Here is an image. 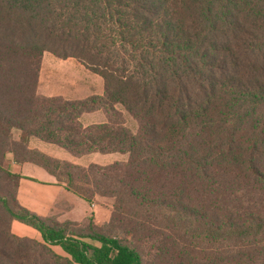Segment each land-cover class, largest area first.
I'll return each instance as SVG.
<instances>
[{
    "label": "trees",
    "instance_id": "obj_1",
    "mask_svg": "<svg viewBox=\"0 0 264 264\" xmlns=\"http://www.w3.org/2000/svg\"><path fill=\"white\" fill-rule=\"evenodd\" d=\"M46 51L103 94H41ZM32 137L129 156L82 166ZM9 154L89 203L113 198L125 235L23 206ZM0 264H264V0H0Z\"/></svg>",
    "mask_w": 264,
    "mask_h": 264
},
{
    "label": "rangeland",
    "instance_id": "obj_2",
    "mask_svg": "<svg viewBox=\"0 0 264 264\" xmlns=\"http://www.w3.org/2000/svg\"><path fill=\"white\" fill-rule=\"evenodd\" d=\"M46 57H54L55 59H59L62 64L55 66L54 64H47L45 62V66L41 68L40 79H39V92L46 96H62L64 98L76 99L83 98L88 96V94L98 93L104 90L103 78L87 69L83 64H81L77 59L73 57H69L66 59L57 57L49 51L44 53L43 58ZM119 109L123 111L124 118L126 120L127 125L130 128L136 127V122L132 119V117L128 114V112L121 106ZM107 115L103 110H97L94 112H87L82 117V122L84 124L89 123L90 121H98L106 119ZM33 141H42L38 138L32 137ZM44 142V141H43ZM45 144L50 145L58 149L57 155H64L66 158H70L72 160H76V164L88 165L90 162H95L98 164H108L114 161H125L128 159V153L123 152H112V153H100L97 154H87L81 157H75L71 155L66 149L61 148L55 144H50L45 142ZM61 153V154H60ZM97 155V156H95ZM78 158V159H77ZM67 160V159H66ZM95 199L92 203L94 205L91 206L92 210L90 211L89 219L93 220L96 224V212L99 215V219H103L104 221L97 224L100 225L103 231H108L112 233H120L121 236L125 234L122 233L123 230L119 228L118 224L111 223V217L114 210V200L113 198L100 196ZM90 203V204H92ZM95 208V209H94ZM79 225L87 228L88 219L84 221H78ZM30 229L36 231L35 228L30 226ZM38 231V230H37ZM55 249L62 253L66 254L61 247L55 246Z\"/></svg>",
    "mask_w": 264,
    "mask_h": 264
},
{
    "label": "crops",
    "instance_id": "obj_3",
    "mask_svg": "<svg viewBox=\"0 0 264 264\" xmlns=\"http://www.w3.org/2000/svg\"><path fill=\"white\" fill-rule=\"evenodd\" d=\"M58 60L59 59H55L54 57H46V59L43 58L42 72L45 66V62H48L47 63L48 65L54 64L55 66H58L62 64ZM103 92L104 90L92 94H103ZM103 120H98L94 122H99ZM92 122L93 121H90L89 123ZM30 147L36 148L52 157L59 158L62 160L67 159V161L73 162L75 164L78 163L76 162V160L66 158L64 155L58 156L56 153L59 150L53 146L45 144V141L43 142V140L42 141H33V139L30 140ZM97 153L98 152H93L89 154H97ZM91 163H95V162H90L89 164ZM88 165H82V166H88ZM8 167L12 172L21 175L17 197L19 202L26 208L39 214L40 216L43 217L56 216L59 220L62 221L74 220L78 222V221H84L89 218L90 211L92 210L91 206L94 205V203L90 204L82 197L68 190L63 183H60L58 181L55 175L48 172L42 166H39L33 162L17 163L16 161L13 160V155L9 154ZM98 198L99 196H96L95 199ZM95 212H96V219H95L96 224L103 222L104 221L103 219L101 218L99 219V215L97 214L96 210ZM12 229L13 232L19 236H27L30 238H35L37 240H42L41 233L39 231L37 230L34 231L33 229H30L29 225L22 223L20 221L15 220L12 224Z\"/></svg>",
    "mask_w": 264,
    "mask_h": 264
}]
</instances>
